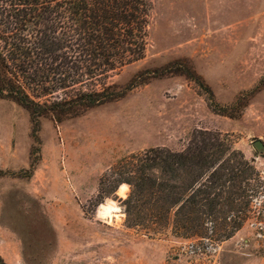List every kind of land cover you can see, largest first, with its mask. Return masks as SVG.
Masks as SVG:
<instances>
[{
    "label": "rangeland",
    "instance_id": "obj_1",
    "mask_svg": "<svg viewBox=\"0 0 264 264\" xmlns=\"http://www.w3.org/2000/svg\"><path fill=\"white\" fill-rule=\"evenodd\" d=\"M150 1L144 58L107 79L118 99L60 122L48 114L36 131L26 108L0 99L6 264H189L185 242L197 238L219 248L192 264H264V0ZM207 90L233 116L213 111ZM197 128L225 134L254 168L249 207L195 231L128 221L129 185L106 192L117 161L181 150ZM101 204L114 210L103 215Z\"/></svg>",
    "mask_w": 264,
    "mask_h": 264
},
{
    "label": "trees",
    "instance_id": "obj_2",
    "mask_svg": "<svg viewBox=\"0 0 264 264\" xmlns=\"http://www.w3.org/2000/svg\"><path fill=\"white\" fill-rule=\"evenodd\" d=\"M151 10L150 0H0V99L26 108L35 131L48 114L60 122L118 99L123 92L107 79L144 58ZM207 91L213 111L233 116ZM113 173L106 192L129 185L128 221L154 227L171 221L175 231H195L212 215L246 210L251 201L243 186L258 178L225 134L203 128L181 150L131 153ZM151 210L159 213L148 215ZM0 264H6L1 256Z\"/></svg>",
    "mask_w": 264,
    "mask_h": 264
},
{
    "label": "built area",
    "instance_id": "obj_3",
    "mask_svg": "<svg viewBox=\"0 0 264 264\" xmlns=\"http://www.w3.org/2000/svg\"><path fill=\"white\" fill-rule=\"evenodd\" d=\"M198 240L203 242L198 244L196 242ZM185 243V254H187L189 264H192V262H194L193 260L204 258L207 254L216 252L219 248L217 244L205 238L188 240Z\"/></svg>",
    "mask_w": 264,
    "mask_h": 264
},
{
    "label": "bare ground",
    "instance_id": "obj_4",
    "mask_svg": "<svg viewBox=\"0 0 264 264\" xmlns=\"http://www.w3.org/2000/svg\"><path fill=\"white\" fill-rule=\"evenodd\" d=\"M126 190H127V184L123 183V184L119 185L117 192L119 194H121V195H125ZM112 209H113V207L110 206V205H107V204H101L100 205V212L103 215H109V214H111V210Z\"/></svg>",
    "mask_w": 264,
    "mask_h": 264
},
{
    "label": "water",
    "instance_id": "obj_5",
    "mask_svg": "<svg viewBox=\"0 0 264 264\" xmlns=\"http://www.w3.org/2000/svg\"><path fill=\"white\" fill-rule=\"evenodd\" d=\"M255 146H256L257 149H260L262 145H261L260 142H256V143H255Z\"/></svg>",
    "mask_w": 264,
    "mask_h": 264
}]
</instances>
